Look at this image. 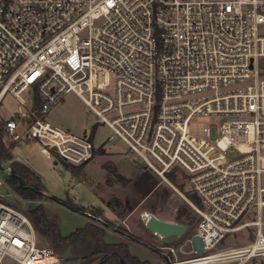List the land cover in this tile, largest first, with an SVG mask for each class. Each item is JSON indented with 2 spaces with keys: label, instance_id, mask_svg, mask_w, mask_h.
Masks as SVG:
<instances>
[{
  "label": "built area",
  "instance_id": "obj_1",
  "mask_svg": "<svg viewBox=\"0 0 264 264\" xmlns=\"http://www.w3.org/2000/svg\"><path fill=\"white\" fill-rule=\"evenodd\" d=\"M7 93L32 96L3 119L11 140L87 163L97 130L47 119L74 93L187 200L204 250L170 264H264V0H0V105ZM4 198L0 264H60ZM229 236L243 243L213 250Z\"/></svg>",
  "mask_w": 264,
  "mask_h": 264
},
{
  "label": "rangeland",
  "instance_id": "obj_2",
  "mask_svg": "<svg viewBox=\"0 0 264 264\" xmlns=\"http://www.w3.org/2000/svg\"><path fill=\"white\" fill-rule=\"evenodd\" d=\"M23 97L27 100V104H21L14 95L7 93L0 105V118L2 120L16 118L19 112L27 111L32 96L23 94ZM47 119L56 126L75 134L90 132L95 126L97 130L95 142L100 147L92 159L83 165L80 170L81 174H76L71 165L65 166L59 160L56 150L47 148L36 140L16 142L11 150L14 159L27 164L42 177L47 189V196L42 200L22 199L7 185L8 173L1 169L4 186L0 192L8 202H12L9 204L13 208L26 214L25 210L30 205L43 203L49 211L59 215L64 235H69L78 228L84 227L90 221L106 225V241L128 243L130 251L140 259L148 260V264L166 263L164 258L159 257L155 248L167 253L172 261L182 260L193 255L194 245L191 238L197 231L198 214L167 181L147 167L142 158L132 153L123 140L118 137L108 140L112 134L111 128L106 124H96L95 113L80 97L74 93L66 94L50 110ZM209 121V116H198L193 123V128H201ZM3 140L8 146L14 142L6 133L3 135ZM106 163H111L126 180L116 177L106 167ZM7 164L9 163L4 162L3 166ZM114 197L121 200L126 210L125 213L131 211L129 216L121 214L122 208L115 210L108 206L107 201ZM61 199L73 200L78 206L93 211L94 214H91L101 218V221L89 216L88 211L76 210L65 205L60 201ZM139 202L141 204L136 206ZM99 211L103 212L105 216L100 217ZM144 212L185 225L187 232L182 236L163 237L156 234L147 227L146 217L142 215ZM129 233L139 235L149 245L129 237L127 235ZM37 235L40 245L51 246L48 238L38 233ZM243 240L239 237L229 236L213 250L218 251L239 245L243 243ZM171 248H174L175 252H172ZM102 256L103 254L100 253L83 258L76 256L71 251L70 255L63 258L60 264H99ZM258 262L259 260H253L246 264ZM2 264L16 263L10 258H5Z\"/></svg>",
  "mask_w": 264,
  "mask_h": 264
},
{
  "label": "trees",
  "instance_id": "obj_3",
  "mask_svg": "<svg viewBox=\"0 0 264 264\" xmlns=\"http://www.w3.org/2000/svg\"><path fill=\"white\" fill-rule=\"evenodd\" d=\"M2 127L3 120L0 119V165H3V163L6 162L9 163L12 168L10 172H7V185L12 188V190L22 199L42 200L47 196V189L42 177L27 164L14 159L11 150L16 142H12L13 144H11L10 146L4 143V130ZM95 130V126H93L91 135L92 137L95 134ZM97 149L98 148L94 149V153L97 151ZM83 165L71 166L73 167V171L76 174H79ZM105 165L116 177L122 180H126L125 177H123L116 171L111 163H106ZM167 176L176 184H181L184 180V176L178 174L175 170L169 172ZM4 200L8 204L12 203L10 201L8 202L6 197L4 198ZM60 201L76 210L88 211L85 207L78 206L73 200L61 199ZM107 204L108 206L113 207L115 210L116 208H122L121 214H126V210L121 200L117 197H114L112 200L107 201ZM25 212L31 219L37 233L48 238L51 246L59 254H63L67 247L71 246V251L78 257L85 258L102 253V260L99 264L149 263L148 260H142L137 255L133 254L130 251L128 243L124 241H106V225L90 221L84 227L78 228L69 235H64L61 230L59 215L55 212L49 211L43 203L30 205L28 209L25 210ZM88 212L94 214L93 211ZM98 215L100 217L105 216L101 211L98 212ZM107 227H109V224H107ZM127 235L143 244H147V242H145L144 239L137 234L129 233Z\"/></svg>",
  "mask_w": 264,
  "mask_h": 264
},
{
  "label": "water",
  "instance_id": "obj_4",
  "mask_svg": "<svg viewBox=\"0 0 264 264\" xmlns=\"http://www.w3.org/2000/svg\"><path fill=\"white\" fill-rule=\"evenodd\" d=\"M59 160L65 166H70V164L66 160H64L62 158H59ZM0 168L5 170L6 167L3 165H0ZM87 214L89 216L97 219L98 221H101V218L95 217L89 213H87ZM146 225L151 231H153L156 234H159L163 237L172 236V235L182 236L187 232V227L185 225L179 224V223L174 222V221L161 219L152 213L149 216H147ZM191 240L193 242V245H194L196 252L202 253L204 250V247H203L202 240H201L199 234L195 233L192 236ZM155 249L164 256V260L166 261L167 264H170L172 262L171 258L169 257V255L167 253L162 252L157 248H155ZM70 253H71V246H68L67 249L65 250V252L63 254H61V257L66 258L70 255Z\"/></svg>",
  "mask_w": 264,
  "mask_h": 264
},
{
  "label": "crops",
  "instance_id": "obj_5",
  "mask_svg": "<svg viewBox=\"0 0 264 264\" xmlns=\"http://www.w3.org/2000/svg\"><path fill=\"white\" fill-rule=\"evenodd\" d=\"M139 204H141L140 202L136 205V206H138ZM135 206V207H136ZM134 209V208H133ZM128 216L131 214V211L129 210L127 213H126ZM144 214V213H143ZM142 214V215H143ZM158 255H159V257H161V258H164V256L160 253V252H158Z\"/></svg>",
  "mask_w": 264,
  "mask_h": 264
},
{
  "label": "bare ground",
  "instance_id": "obj_6",
  "mask_svg": "<svg viewBox=\"0 0 264 264\" xmlns=\"http://www.w3.org/2000/svg\"><path fill=\"white\" fill-rule=\"evenodd\" d=\"M151 213H149V212H144V214H143V216H145L146 218H147V216H149ZM144 217V218H145Z\"/></svg>",
  "mask_w": 264,
  "mask_h": 264
}]
</instances>
